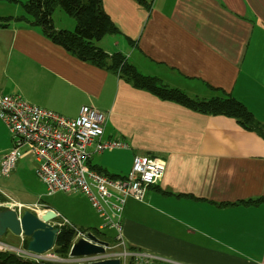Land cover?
Wrapping results in <instances>:
<instances>
[{
	"label": "crops",
	"instance_id": "obj_1",
	"mask_svg": "<svg viewBox=\"0 0 264 264\" xmlns=\"http://www.w3.org/2000/svg\"><path fill=\"white\" fill-rule=\"evenodd\" d=\"M101 2L120 33L95 46L119 52L139 73L190 97L223 91L264 124V0ZM15 12L0 17L20 16ZM0 93L67 118L81 106L102 111L101 140L125 147H89L93 170L123 176L135 155L164 162L143 200L125 203L122 235L129 248L183 264H264V201L247 203L264 198V139L257 132L133 87L24 21L0 27ZM10 147L0 120V156Z\"/></svg>",
	"mask_w": 264,
	"mask_h": 264
},
{
	"label": "built area",
	"instance_id": "obj_2",
	"mask_svg": "<svg viewBox=\"0 0 264 264\" xmlns=\"http://www.w3.org/2000/svg\"><path fill=\"white\" fill-rule=\"evenodd\" d=\"M0 120L11 135V147L0 156V175L8 176L18 159L31 156L35 175L44 185L47 194L55 192H80L100 218L97 231L111 229V241L96 237L91 231L75 230L70 246L77 239L100 245V253L67 256L58 255L53 248L42 253L28 251L23 246H11L0 239V252L34 263H88L108 258H118L120 264H183L144 250L129 248L122 235V212L128 198L142 201L148 186L159 179L164 162L151 155H135L129 171L123 176L111 177L93 170L88 160L93 151L101 152L125 147L119 141H103L105 114L93 106H81L75 118L60 116L36 107L17 94L0 93ZM20 215L21 204L8 202ZM42 211L35 212L41 214ZM53 221H60L57 225ZM54 226L68 224L53 211L49 220ZM92 233L98 243L87 236ZM23 243L22 234L19 235ZM18 236V237H19ZM69 246V248H70ZM0 264H5L0 260Z\"/></svg>",
	"mask_w": 264,
	"mask_h": 264
},
{
	"label": "trees",
	"instance_id": "obj_3",
	"mask_svg": "<svg viewBox=\"0 0 264 264\" xmlns=\"http://www.w3.org/2000/svg\"><path fill=\"white\" fill-rule=\"evenodd\" d=\"M135 1L144 7L149 5L146 0ZM56 7L74 19L73 30L54 28L51 15ZM22 8L24 15L0 17V27H5L9 21H24L32 26H39L46 37L76 58L114 71L133 87L146 90L161 100L175 102L198 113L233 118L242 128L255 131L264 139V124L256 121L245 105L231 95L219 90V95L209 99L190 97L179 89L166 86L155 77L139 73L119 52L108 55L95 46L94 42L105 35L120 33L104 11L101 0H27L22 4ZM94 170L108 175L100 168ZM0 199L4 198L1 196ZM261 201H264V198L250 200L247 203L255 204ZM75 230L87 231L69 224L58 226L53 246L58 255L67 256ZM95 236L97 237L96 234ZM27 241L28 238H24L22 243L24 248ZM105 241L110 242L109 239ZM0 260L5 264H53L30 262L8 252H0Z\"/></svg>",
	"mask_w": 264,
	"mask_h": 264
},
{
	"label": "rangeland",
	"instance_id": "obj_4",
	"mask_svg": "<svg viewBox=\"0 0 264 264\" xmlns=\"http://www.w3.org/2000/svg\"><path fill=\"white\" fill-rule=\"evenodd\" d=\"M26 1L27 0H0V11L3 12L15 9V13L18 15H24L22 4ZM51 18L55 27L73 30V25L75 23L74 19L64 13L59 7L54 8ZM96 158L97 156L94 157V159ZM35 166L36 163L34 159L31 156H26L16 161L15 168L8 176L5 177L0 175V197L2 196L4 198L0 199V208H4L5 204L10 201L15 204H21L20 213L24 210H35V212L44 209L55 210L59 212L64 219L65 217L67 218L69 225H74L76 228L86 229L87 231L96 234L97 237L105 240L109 239V241H111L110 238L113 235L111 229L105 228L97 231L101 220L92 213L83 194L79 192L64 191L47 194L44 185L35 175ZM92 218H94L95 222H92L89 226H81L78 223V221L92 220ZM53 222L57 225L60 221ZM0 239L11 246H22L20 244V236L17 237L10 232L6 233Z\"/></svg>",
	"mask_w": 264,
	"mask_h": 264
},
{
	"label": "water",
	"instance_id": "obj_5",
	"mask_svg": "<svg viewBox=\"0 0 264 264\" xmlns=\"http://www.w3.org/2000/svg\"><path fill=\"white\" fill-rule=\"evenodd\" d=\"M53 217V211L46 209L41 214H35L29 210H24L17 215L13 207H8V203L0 210V238L10 232L13 235H24L28 238L26 249L35 253H42L54 246L55 238L58 233V227L49 222ZM87 236L92 240L105 244L106 242L98 240L92 233ZM102 246L90 243L82 238L73 242L69 248L70 256H82L100 253ZM79 264H120L118 258H108L88 263Z\"/></svg>",
	"mask_w": 264,
	"mask_h": 264
},
{
	"label": "flooded vegetation",
	"instance_id": "obj_6",
	"mask_svg": "<svg viewBox=\"0 0 264 264\" xmlns=\"http://www.w3.org/2000/svg\"><path fill=\"white\" fill-rule=\"evenodd\" d=\"M6 233H9V232H6ZM17 237H18V235H17ZM24 238H25V236H24ZM24 238H23V239H24Z\"/></svg>",
	"mask_w": 264,
	"mask_h": 264
},
{
	"label": "bare ground",
	"instance_id": "obj_7",
	"mask_svg": "<svg viewBox=\"0 0 264 264\" xmlns=\"http://www.w3.org/2000/svg\"><path fill=\"white\" fill-rule=\"evenodd\" d=\"M10 202V201H9ZM40 212V211H39Z\"/></svg>",
	"mask_w": 264,
	"mask_h": 264
}]
</instances>
